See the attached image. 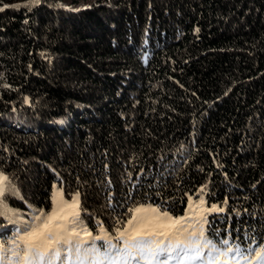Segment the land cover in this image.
Masks as SVG:
<instances>
[{
	"label": "trees",
	"instance_id": "obj_1",
	"mask_svg": "<svg viewBox=\"0 0 264 264\" xmlns=\"http://www.w3.org/2000/svg\"><path fill=\"white\" fill-rule=\"evenodd\" d=\"M0 9L3 202L21 214L0 208V240L55 186L79 193L93 234L141 204L184 216L191 197L222 209L205 213L210 239L264 243V0Z\"/></svg>",
	"mask_w": 264,
	"mask_h": 264
},
{
	"label": "snow or ice",
	"instance_id": "obj_2",
	"mask_svg": "<svg viewBox=\"0 0 264 264\" xmlns=\"http://www.w3.org/2000/svg\"><path fill=\"white\" fill-rule=\"evenodd\" d=\"M10 184L0 172V208L20 216L3 202ZM50 199V210L33 209L10 240H0V264H264V243L244 248L238 236L210 239L206 216L191 203L180 217L159 206L138 205L128 209L122 227L110 233L100 223L93 234L81 219L79 193L69 200L54 186Z\"/></svg>",
	"mask_w": 264,
	"mask_h": 264
},
{
	"label": "rangeland",
	"instance_id": "obj_3",
	"mask_svg": "<svg viewBox=\"0 0 264 264\" xmlns=\"http://www.w3.org/2000/svg\"><path fill=\"white\" fill-rule=\"evenodd\" d=\"M4 174V173H3ZM75 195V194H74ZM65 196V195H64ZM66 199H69L70 200V198H67V197H65ZM80 200V199H79ZM204 201V200H203ZM190 203L192 204V205H194V206H198L197 207V211L198 212H200V213H202L204 216H205V213L207 212V211H213L212 209H213V207H206L205 206V204H204V202H203V204H200V200H197L196 198H192L191 199V201H190ZM189 203V204H190ZM141 205H149V204H141ZM152 206H154L155 207V205H153V204H151ZM215 208H217V209H220V207H218V206H215ZM189 212V205H188V207H187V210H186V213H188ZM185 213V214H186ZM171 214V213H170ZM184 214V215H185ZM173 217H180V216H174L173 214H171ZM173 264H174V262H173Z\"/></svg>",
	"mask_w": 264,
	"mask_h": 264
}]
</instances>
